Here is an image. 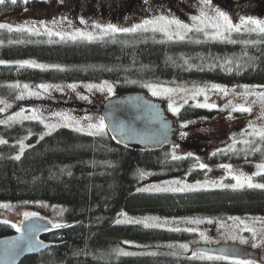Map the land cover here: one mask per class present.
I'll return each instance as SVG.
<instances>
[{"label": "trees", "instance_id": "obj_1", "mask_svg": "<svg viewBox=\"0 0 264 264\" xmlns=\"http://www.w3.org/2000/svg\"><path fill=\"white\" fill-rule=\"evenodd\" d=\"M44 5L38 0H28L27 4L17 0L15 5L6 0L0 5V19ZM189 36L185 41H172L153 31H142L86 41L59 40L43 29L39 35L0 29V61L5 62L0 64V100L19 101L17 97L24 84L36 87L43 83L107 81L115 88V98L146 95L147 84L264 86V37L234 32L236 43H230L207 40L200 34ZM26 60L46 67H20L18 62ZM229 60L231 64L227 63ZM17 84L19 88L13 87ZM51 103L64 105L52 99ZM217 116V110L186 105L177 121L214 120ZM8 118L0 111V121ZM43 131L44 125L39 121L0 123V139L7 141L0 144V201H38L64 209L60 224L65 227L43 237L54 246L21 264H231L194 259L191 254L175 250L179 244L195 239V233L146 229L137 224H117L116 220L124 210L167 218L264 216V189L259 188L138 191L142 171L197 181L207 177L206 170L197 166L201 157H210L209 164L216 166L242 162L245 158L264 160V142L258 138L235 139L255 140L254 145L246 148L243 143H236L235 151L229 149L232 142L208 143L194 148L191 156L173 160L176 147L148 150L122 145L107 130L104 135L90 136L60 128L40 139ZM25 137L29 147L17 160L14 157L19 154V142ZM258 144L261 151L256 153L252 148ZM258 179L264 182V173ZM12 224L0 222V239L17 233ZM125 242H135L139 245L137 250L156 255H117L115 250L127 247Z\"/></svg>", "mask_w": 264, "mask_h": 264}, {"label": "rangeland", "instance_id": "obj_2", "mask_svg": "<svg viewBox=\"0 0 264 264\" xmlns=\"http://www.w3.org/2000/svg\"><path fill=\"white\" fill-rule=\"evenodd\" d=\"M45 3V5L39 9H35L32 7H28L22 15H11L7 18L0 19V23L5 24H14V25H27L31 27L35 25L36 27L43 29L41 24L47 27L53 33L59 32L64 35V39H61L60 36L55 35L59 40H73L70 37L75 34L77 31L92 33L94 35V39L88 40L84 37H76L74 40H86V41H96L105 38H115L118 35L123 33L116 34H108L102 36L99 29L93 27L94 24H101L106 26L107 24H113L117 27H133L136 24L142 23L145 19H153L160 15L176 17L181 21L186 23H191L190 17L192 15H197L199 13L200 3L199 0H178V11L168 2L162 0H156L153 4L148 3L144 6L145 10L141 11L139 8H135V10H130L129 12L121 13V18L119 17L120 12H115L113 9H108L106 11L96 10L94 14H87L84 9H76L78 11L71 10V6H78L77 4L72 3L73 0H38ZM68 1V2H67ZM143 0L141 1L140 6H142ZM68 5V6H67ZM264 5V0H233V11L230 12V17L233 19L234 23H239L240 16H251L255 19L264 20V9H260ZM75 6V7H76ZM82 6V5H81ZM212 6L215 8H219L225 12L226 9L220 5L215 0H212ZM59 8V9H58ZM78 8V7H76ZM141 8V7H140ZM81 20L84 23H81ZM55 22V23H54ZM151 31L150 29L148 30ZM142 30L137 31V33L141 34ZM145 32V31H144ZM243 33L246 31H242ZM161 35L165 40H169L167 36L163 35L160 32H155ZM233 34H231V39H233ZM178 40V39H173ZM172 40V41H173ZM212 40V39H207ZM221 41V40H220ZM101 83H75V90L68 87L70 84H52V83H43L52 85L47 92L36 87L29 86V89L25 90L22 86V90L20 95L23 93V99H19L17 102H9L7 100H0L3 103H0V111L5 112L8 117L14 116L17 112L24 111L25 115H30L31 109H38L40 114L45 118V123H59L61 125L67 124L69 126H60L55 129H52L50 132L48 129L44 127L43 133L40 135L43 138L60 128H68L71 130H75V125L72 121H63L59 117H54V113L66 114L70 117H73L75 120L80 122V125L85 128L84 133L87 134V124L89 120L86 118H91V122H97L99 117L103 116L101 111L104 104L116 97L115 88L112 85L113 92L109 93L107 88L103 91L99 89H93L89 91L86 87L88 84H96L100 85ZM213 84V83H212ZM154 85H164L167 87H177L179 85L174 84H154ZM211 84L198 85L201 87L209 86ZM221 85V84H219ZM226 86V85H222ZM249 86V85H248ZM186 88H191L192 86H181ZM229 89V95L224 96L221 92H209V103H215L217 105L214 110L218 111V116L216 119H200L187 123V127H181L182 122L177 121V116L174 115L168 109V104L171 102L165 96H153L151 91L147 90L146 95L148 99L159 102L163 105L166 115L175 121V125L178 129L177 134L175 135V140L178 142V146L176 147V154L178 156H191L188 155L191 151H195V149L200 148L201 146H205L209 144H227L230 142H234L235 139H243V138H252L251 135L241 134L249 128V122L252 121L255 123L256 127H261L264 124V121L260 120L258 117L261 115L260 112V104L259 102L255 104H251L252 101H255L257 98L255 96L241 97L240 93L243 91L241 87L235 86H226ZM251 87V86H250ZM232 89H235L236 95L233 97ZM28 91H38L40 92L39 97L28 96ZM256 92H264V87L256 88ZM19 95V96H20ZM83 97H87V99H83ZM51 99L60 103L63 102L64 105L51 103ZM176 103H182L181 96L174 95L172 98ZM245 99L249 102V105L253 107V112L249 113H241L234 112L230 107H226L228 100H232L234 104L244 103ZM204 102L203 96H199L196 100L189 99V104L193 107L195 103ZM184 105L183 107H185ZM182 107V108H183ZM181 108V109H182ZM207 109V108H205ZM8 121V119H7ZM25 122H30V120H17V121H9L8 125L14 124H22ZM106 124V121H105ZM107 130V129H106ZM105 130V132H106ZM78 132V131H77ZM185 132L186 135L181 137L180 133ZM29 137V136H28ZM25 137L23 142V150L21 151V147L19 150V154L21 155L28 147L29 143L27 138ZM21 141L19 142V146ZM246 148V144H243ZM251 146V144H249ZM248 145V146H249ZM195 148V149H194ZM256 148H260V144L257 145ZM257 153V151H256ZM192 154V153H191ZM210 157L208 160V156L201 157L199 163H204L208 165V168H205L207 177L202 180L190 181L184 179L182 176H161L162 172L157 171H142L145 173H149L143 179L139 176V188L150 187L151 185H160L166 186L165 182L172 180H180L182 183H187L190 185H196L197 182L200 183L201 187H199L195 191L199 190H213V189H225L222 187H213L211 182H216L217 184L223 183L225 185L235 184L236 181L232 179V176L228 173L227 169L222 168L221 165H212L209 164ZM232 165V168L235 172H243L245 175H251L253 177V183H264L258 179V175L256 173L261 170L256 167L258 164H264V160H254V158H245L244 161L241 162H230L227 163ZM208 181L209 184L205 185L204 182ZM231 188V187H227ZM242 188H248L246 185ZM240 187L236 189H242ZM142 192V191H140ZM187 192V191H185ZM148 193H160L155 191H148ZM0 204H9L11 205L10 209H0V222L4 220L9 221V223H13L15 219L19 216L23 215L24 212H34L38 215L48 217L52 219L56 223L63 222V212L64 209L62 206L58 205H48L43 202L38 201H18V202H3L0 201ZM126 213L128 217L133 219L143 218L144 216H157L153 214H134L128 212L126 210L122 211ZM121 212V213H122ZM160 220L168 221L167 225L162 228V230H168V228L173 226H179L181 228H195L197 231L192 232L197 234V237L193 239L191 242H186L183 244H188L189 250L184 252L183 250L175 249L177 252L182 254H191V248L193 246L198 247H215L219 245H238L244 248H248L254 252H257L260 255V260L258 263L264 264V247L253 248L251 246V233L244 231V226L239 225L238 221H233L226 218H204V217H161ZM231 217H239L240 220L245 221L250 227L255 229L262 230L264 229V223L256 222L255 218H260V221H264V216H231ZM118 219L123 220L124 217L119 215ZM188 219H200L203 221L202 223L196 224H187L184 221ZM208 220H211L212 223H207ZM173 221L176 224H173ZM120 224H128V223H120ZM143 226V225H141ZM203 232L205 236L208 238L207 241L201 239L199 233ZM237 236V239L233 241L230 237ZM249 241L248 243H241L240 239ZM259 242V236H258ZM129 245V246H128ZM139 245L135 242L127 243V247H121L124 251L129 253H135L134 255H143L149 252L145 250H137ZM136 248V249H132ZM122 256V255H121Z\"/></svg>", "mask_w": 264, "mask_h": 264}, {"label": "snow or ice", "instance_id": "obj_3", "mask_svg": "<svg viewBox=\"0 0 264 264\" xmlns=\"http://www.w3.org/2000/svg\"><path fill=\"white\" fill-rule=\"evenodd\" d=\"M25 4H27L28 0H23ZM6 3V0H0V5H4ZM10 3L15 5L17 4V0H10ZM200 8L199 13L197 15H192L190 17L191 23H186L184 21H181L180 19L176 17H170L165 15L157 16L153 19H145L142 23L136 24L133 27H117L113 24H107L106 26H103L101 24H94L93 27L96 29H99L102 36L108 35V34H116V33H136L137 31H148L149 29L153 32H160L163 35L167 36L169 40L178 39L180 41H185L186 39H190L191 37L189 34H200L205 39H212V40H221V41H227L230 43H236L235 40L231 39V34L233 32L240 33L242 31H246L249 33H258L262 37H264V20L261 19H255L251 16H240L239 17V23H234L233 19L229 16V14L219 8H215L212 6V0H199ZM55 23V22H54ZM81 23H84L83 20H81ZM41 27H44V32L49 35H58L61 39H64V35L56 32L53 33L50 31L47 27H45L43 24H41ZM0 29H7L8 31H17V32H27L34 35L40 34V28L36 27L35 25H32L31 27L27 25H11V24H5L0 23ZM84 37L88 40L94 39V35L92 33H85L77 31L75 34H73L70 38L76 39V37ZM195 42L199 43V40H196ZM245 44L248 43H257V41H244ZM5 63L4 61H0V64ZM20 67H32V68H39L44 69L46 66L43 64H37L34 61L26 60L22 62H18ZM185 64L188 63L187 60L184 61ZM228 64H231L232 61H227ZM58 67V66H54ZM239 67V65H237ZM63 71V69H60ZM228 71H231V68L228 69ZM149 88L153 96H165L167 97L171 102L168 104V109L171 111L174 115H178L181 111V108L184 105L189 104V99L196 100L197 97L203 96L204 102L200 103L197 102L194 104L195 107L198 108H207V109H213L216 108L217 105L215 103H209V92H221L224 94V96L229 95V89L226 86H222L219 84H211L209 86H198L193 85L191 88L186 87H167L164 85H153V84H147L145 85ZM15 88H19L20 85H13ZM39 89L43 90L44 92H47L52 85L48 84H40L37 86ZM69 88L75 90L76 85L70 84L68 85ZM87 89L89 91L93 89H99L100 91H103L105 88H107V91L109 93L113 92L112 85L108 84L107 81H105L103 84L96 85V84H88L86 85ZM243 91L240 93L241 97H248V96H255L257 99L255 101H252L251 104H255L259 102L260 104V112L261 115L258 117L260 120L264 121V92H256V88L264 87L262 85H254V86H248V85H242L240 86ZM23 88L25 90L29 89L28 84H24ZM233 97H235L236 92L235 89H232ZM28 96H35L39 97L40 92L38 91H28ZM174 95L181 96L182 103H176L172 98ZM17 99H23V93L17 97ZM83 99H87V97H83ZM0 103H3V101H0ZM226 107H230L232 111L234 112H241V113H249L251 114L253 112V107L249 105V102L245 99L244 103L240 104H234L232 100H228ZM30 115H25L24 111L17 112L14 116H10L8 118V121H0V123H8L9 121H17V120H30V121H39V123L43 124L46 129L49 130V132L52 129H55L60 126H69L67 124H59V123H45V118L40 114L38 109H31ZM54 117H59L63 121H72V123L76 126L75 130L78 132H84L85 128L80 125V122L78 120H75L73 117H70L66 114L61 113H54ZM89 120V123L87 124V134L90 136H98V135H104L105 130L107 129V125L105 124V117L101 116L99 117L97 122H91V118H86ZM181 127H187V123H182ZM249 128L251 131H248L246 129L241 135H251L255 138H258L260 142H264V124H262L261 127H256L255 123L250 121L249 122ZM114 131H119L121 135H124V127L123 125H117L114 129ZM181 137L185 136V132L180 133ZM115 139V137H113ZM40 139H43V136L40 137ZM7 143V141L0 139V144ZM236 143H243L246 145H254L255 140H235L232 145L229 146V149L232 151H235V144ZM21 151L23 150V142L21 141L20 144ZM229 149H222L221 151L227 152ZM252 151H261L260 148L253 147ZM188 155H192L189 153ZM215 155V153H214ZM15 159L19 160L20 155H17L14 157ZM182 157L175 154V152L172 154L173 160H179ZM222 168L227 169L228 173L232 176V179L236 181L235 184L232 185H225L223 183L217 184L216 182H211L213 187H222L227 188L231 187L233 189H236L238 187L242 188L245 185L248 188H259L264 189V183H253V177L251 175H245L243 172H235L232 168V165L230 164H222ZM258 169L261 171L256 173L257 175H260L261 173H264V164H258L256 165ZM200 169L208 168V165L204 163H199ZM70 174V173H69ZM140 177L143 179L149 173L140 172ZM166 186H160V185H151L150 187L146 188H139L138 191L142 192H148V191H155V192H185V191H195L199 187H201L200 183L197 182L196 185H190L187 183H182L180 180H172L165 182ZM205 185L209 184L208 181L204 182ZM11 205L9 204H0V209H10ZM25 220L32 219L33 217H36V213L34 212H24L23 213ZM121 216L124 217L123 220L117 219L116 223H128V224H137V225H143L144 228H162L165 225H167L168 221H161L159 217L157 216H144L143 218L133 219L127 216L126 213H120ZM229 219L233 221H238L239 225L244 226V231L251 233V246L253 248L257 247H264V229L257 230L253 227H250L245 221L240 220L239 217H230ZM256 222L264 223V221H260V218H255ZM203 221L200 219H188L184 221V223L187 224H200ZM3 223L8 224L9 221L4 220ZM207 223H212L211 220H208ZM173 224H176L175 221H173ZM11 227L15 228L17 232H21V226L13 223ZM53 227L55 228H61L65 227V225L57 223L54 224ZM37 229L33 226H30L28 228L29 237L25 241L27 243L29 250L43 246L42 242L39 244H34L31 241V234L34 233ZM169 231L174 232H181V231H187V232H196L197 230L195 228H181L179 226H173L168 228ZM201 239L207 241L208 238L205 236L203 232L199 233ZM258 236H259V242H258ZM23 238V234H22ZM233 241L237 239V236L233 235L230 237ZM241 243H248L249 241L244 240L243 238L240 239ZM5 247V256L6 257H12L14 259V256L18 254L19 251H22L23 249L20 247V243L16 240L12 241H5L4 242ZM129 243V242H125ZM169 247H176L174 245H169ZM179 249L183 250L184 252H187L189 250L188 244H179ZM117 255L122 256H128V255H134L135 253H129L127 251H124L123 249H116ZM149 255H156V253H149ZM192 258L194 259H202V260H223V261H230L231 264H258V261L256 259H239L234 256H230L227 252H221L219 254L211 253L206 250H194L192 251Z\"/></svg>", "mask_w": 264, "mask_h": 264}, {"label": "water", "instance_id": "obj_4", "mask_svg": "<svg viewBox=\"0 0 264 264\" xmlns=\"http://www.w3.org/2000/svg\"><path fill=\"white\" fill-rule=\"evenodd\" d=\"M101 113L108 126L107 132L122 145L148 150L178 146V142L175 140V135L178 132L175 121L166 115L161 103L148 99L144 94L111 99L104 104ZM117 125H123L124 135H121L118 130H113ZM13 223L21 226V232L0 239V264H21L24 259L37 256L54 246L43 239L48 233L57 230L53 227L57 223L52 219L37 214L36 217L25 220L24 215H21ZM30 226L37 229L31 234L32 243L39 244L42 242L43 245L31 250L25 243L30 235L28 232ZM12 240L18 241L23 249L14 256V259L5 256L6 245L4 242ZM194 250H206L216 254L227 252L230 256L239 259L260 260V255L257 252L238 245L194 246L191 251Z\"/></svg>", "mask_w": 264, "mask_h": 264}, {"label": "flooded vegetation", "instance_id": "obj_5", "mask_svg": "<svg viewBox=\"0 0 264 264\" xmlns=\"http://www.w3.org/2000/svg\"><path fill=\"white\" fill-rule=\"evenodd\" d=\"M142 0H73L72 3L77 4L78 8L71 6V10L78 11L79 9L83 10L87 14H94L96 10L106 11L108 9H113L115 12H120L119 17L121 18V13L129 12L131 9L139 8L141 11L145 10V5L148 3L153 4L156 0H143L142 6H140ZM170 3L176 11H178V0H162ZM220 5H222L227 13L230 15V12L233 11V0H215ZM68 2V1H67ZM178 3V4H177ZM82 5V6H81ZM68 6V5H67ZM148 6V5H146ZM141 7V8H140ZM78 9V10H76ZM264 9V5L260 7Z\"/></svg>", "mask_w": 264, "mask_h": 264}]
</instances>
